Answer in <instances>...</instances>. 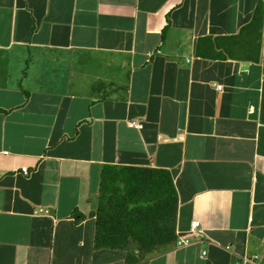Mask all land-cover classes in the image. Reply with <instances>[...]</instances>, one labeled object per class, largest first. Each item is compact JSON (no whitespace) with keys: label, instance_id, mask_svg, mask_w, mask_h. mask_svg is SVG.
<instances>
[{"label":"crops","instance_id":"0c3cea01","mask_svg":"<svg viewBox=\"0 0 264 264\" xmlns=\"http://www.w3.org/2000/svg\"><path fill=\"white\" fill-rule=\"evenodd\" d=\"M259 3L0 0V264H264ZM104 165L170 172L192 244L97 249Z\"/></svg>","mask_w":264,"mask_h":264},{"label":"trees","instance_id":"16d2710c","mask_svg":"<svg viewBox=\"0 0 264 264\" xmlns=\"http://www.w3.org/2000/svg\"><path fill=\"white\" fill-rule=\"evenodd\" d=\"M264 26V6L258 4L249 28ZM248 28V29H249ZM179 200L167 170L104 165L96 218L97 249H125L129 240L146 251L174 247Z\"/></svg>","mask_w":264,"mask_h":264},{"label":"built area","instance_id":"2783aa9c","mask_svg":"<svg viewBox=\"0 0 264 264\" xmlns=\"http://www.w3.org/2000/svg\"><path fill=\"white\" fill-rule=\"evenodd\" d=\"M221 88H222L221 86H217L218 90H221ZM129 126L131 128H138V129L142 128L141 124H139L137 122H131V123H129ZM23 172L25 174H28V170L26 168L23 169ZM194 233H199V234L202 233L201 225L198 221H192L190 223L189 231L187 234H194ZM176 234H177L178 239H177L175 246L177 248L188 247L192 244V241L189 238H187L186 235H183V234L178 233V232ZM203 256H206L205 252H203ZM257 260H259V256H254L252 260L244 258V259H242V262L239 264H252V263H255Z\"/></svg>","mask_w":264,"mask_h":264},{"label":"rangeland","instance_id":"374dc122","mask_svg":"<svg viewBox=\"0 0 264 264\" xmlns=\"http://www.w3.org/2000/svg\"><path fill=\"white\" fill-rule=\"evenodd\" d=\"M129 241H131V240H129ZM129 241L127 242V244H126V248L125 249H121V250H126V249H128V248H130L131 246H129L130 244H129ZM107 249H109V248H107ZM109 250H111V249H109ZM132 250V248L130 249V251Z\"/></svg>","mask_w":264,"mask_h":264}]
</instances>
